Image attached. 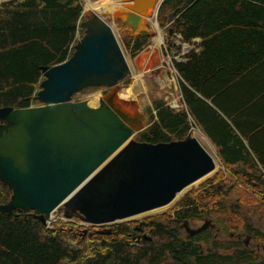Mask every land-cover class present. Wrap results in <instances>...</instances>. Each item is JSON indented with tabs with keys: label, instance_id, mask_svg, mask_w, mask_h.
Listing matches in <instances>:
<instances>
[{
	"label": "trees",
	"instance_id": "obj_1",
	"mask_svg": "<svg viewBox=\"0 0 264 264\" xmlns=\"http://www.w3.org/2000/svg\"><path fill=\"white\" fill-rule=\"evenodd\" d=\"M83 10L81 0L0 3V109L38 103L42 69L70 59L84 32ZM171 15L165 53H173L177 36L193 46L181 61H172L189 110L182 103L174 109L155 101L135 139L153 144L184 140L193 127L190 111L220 149L224 169L163 217L103 226L59 220L48 227L34 212L0 214V264H264L241 241L232 247L235 241H220L216 230L193 237L181 230L187 221L230 214L237 221L230 219L234 236L238 224L246 234L257 231L238 216L240 201H226L231 187H241L257 203L264 200V0H164L158 11L161 28L169 25ZM154 35L129 37L130 58L148 47ZM228 162L245 167L229 168ZM11 196L0 182V206ZM261 236L258 231L255 240Z\"/></svg>",
	"mask_w": 264,
	"mask_h": 264
},
{
	"label": "water",
	"instance_id": "obj_2",
	"mask_svg": "<svg viewBox=\"0 0 264 264\" xmlns=\"http://www.w3.org/2000/svg\"><path fill=\"white\" fill-rule=\"evenodd\" d=\"M163 2L131 0L123 24L148 36L143 17ZM81 28L70 59L42 69L35 98L41 105L0 109V182L12 191L0 214L34 212L46 223L58 210L84 225H110L170 205L216 168L191 133L169 143L134 139L145 128V116L125 110L117 100L120 84L132 72L113 28L93 10H84ZM90 88L111 93L98 106L73 101ZM210 223L183 227L193 237Z\"/></svg>",
	"mask_w": 264,
	"mask_h": 264
},
{
	"label": "rangeland",
	"instance_id": "obj_3",
	"mask_svg": "<svg viewBox=\"0 0 264 264\" xmlns=\"http://www.w3.org/2000/svg\"><path fill=\"white\" fill-rule=\"evenodd\" d=\"M7 0H0V3L5 2ZM85 12L89 9L86 8V0H81ZM92 3H99L104 0H90ZM130 0H112L115 3V9L122 10L121 12H112L111 7L109 10H101L98 11L99 15L106 20L108 23L111 24L113 31L117 37V40L123 49V52L126 56L127 62L131 68V75L127 77L121 84L119 89L117 90V100L122 107L130 112H139L146 115L145 121L148 118L147 116V109L148 107L153 106L155 101H164L168 105H170L174 109H179L180 104L182 103L184 107L188 109L184 94L180 99V87H179V76L173 67L172 61L180 60L181 56L183 55L181 52L183 48L181 46V42L179 36L174 37L173 42L174 44V51L170 55L166 50V40L168 38V26L172 23L168 22L165 28H161L158 22V13L156 10H149L144 15V19L141 22V26L143 30L148 32V35L155 34L154 38L151 41V44L146 47L136 58L131 59L129 56L128 51V39L129 37L138 36V32L133 34L132 29L129 25L123 24L127 11V4L129 5ZM103 3V2H102ZM105 3V2H104ZM151 11V12H150ZM162 38V40H161ZM190 46L185 45L184 48L188 49ZM181 48L182 50H179ZM180 52V53H178ZM144 53V54H143ZM147 53V54H146ZM146 55V56H145ZM148 61H146V60ZM139 60V61H138ZM180 63L179 61H177ZM144 64V65H143ZM141 66V67H140ZM144 66V68H143ZM131 90L132 97L126 98L124 95L126 94L127 90ZM108 93H111V90H106L102 88H90L87 89L73 97V101H82L87 100L92 106H98L99 100L106 96ZM124 94V95H123ZM122 101V102H121ZM38 102V101H37ZM41 103L38 102L34 104V107L40 106ZM190 113V121H193V124L197 128L198 122L196 120L195 115L192 112ZM193 128L192 130L198 136V141L200 144L211 154V156L216 161V171H219L221 168L218 156L212 145L210 144L209 140L206 138L205 135L202 134L200 129ZM212 173L208 177L202 179L196 184L189 186L186 188L182 193H180L176 200L171 203L170 205L153 210L151 212L138 215L128 220H142L146 217H163L170 213L173 206L184 198L188 193L195 191L199 188V186L206 181V179L212 177L214 174ZM242 192V193H241ZM241 202L242 206L241 212L238 214L241 220L247 219L246 221L253 226V228L257 231L252 232L251 234H246L244 232L243 224H238L237 232L239 235L234 236L232 231L229 230L231 227L230 219L235 222L236 220L233 218L232 215L227 214L226 216H222L219 218L213 219H205L202 221H191L189 223L190 228L198 229L206 224L207 221H210L209 229L216 230L217 234H220L219 240L225 241L230 243V241H235L234 243L230 244V247L237 244L236 240L244 242L247 247L251 250L256 251L260 256L264 258V240H255L256 234L258 235V231L264 236V200L258 201L255 199L254 196L244 193V190L241 187L234 189L231 187V191L229 193L228 200L226 204H234L237 202ZM61 221L64 224H72L76 219L68 220L65 219L63 214L59 211H55L50 220L45 223L46 226H50L51 223H55L57 221ZM126 220V221H128ZM241 221V222H242ZM124 222V221H122ZM237 222V221H236ZM82 224V223H81ZM212 225L214 227H212ZM241 229V230H240ZM181 230H183L184 234L186 235V229L181 225ZM214 233H216L214 231ZM243 234V235H242ZM242 235V236H241ZM261 236V237H262ZM217 237V235H216ZM234 239V240H232ZM259 242V243H258ZM229 250L228 252H231ZM227 252V254H228Z\"/></svg>",
	"mask_w": 264,
	"mask_h": 264
},
{
	"label": "bare ground",
	"instance_id": "obj_4",
	"mask_svg": "<svg viewBox=\"0 0 264 264\" xmlns=\"http://www.w3.org/2000/svg\"><path fill=\"white\" fill-rule=\"evenodd\" d=\"M103 2V3H102ZM105 2V3H104ZM131 0L129 1V5L127 4V6L125 8H127V11H130L131 9ZM86 8L89 9V10H93V11H101V10H109V8L111 7V11L114 12H121L122 10H117L115 9V3L112 2V0H104V1H101L99 3H92L90 0H86ZM151 12V11H150ZM144 18V17H143ZM162 40V38H161ZM144 54V53H143ZM147 54V53H146ZM146 56V55H145ZM146 60V59H145ZM139 61V60H138ZM148 61V60H146ZM144 65V64H143ZM141 67V66H140ZM144 68V66H143ZM124 95V94H123ZM126 98H130L132 97V92L131 90H127L126 94L124 95Z\"/></svg>",
	"mask_w": 264,
	"mask_h": 264
},
{
	"label": "crops",
	"instance_id": "obj_5",
	"mask_svg": "<svg viewBox=\"0 0 264 264\" xmlns=\"http://www.w3.org/2000/svg\"><path fill=\"white\" fill-rule=\"evenodd\" d=\"M182 97V94H181V92H180V98ZM202 134L203 135H205L203 132H202ZM206 136V135H205ZM206 138H207V136H206ZM208 139V138H207ZM138 141V140H137ZM138 142H140V141H138ZM210 142V141H209ZM164 143H166V142H164ZM167 143H169V142H167ZM150 144H153V143H150ZM210 144L212 145V148L214 149V151L216 152V154H217V156H218V160H219V163H220V166H221V168L219 169V170H221V169H224V166H223V157H221V151H220V149L217 147V146H215L213 143H211L210 142ZM220 148L221 149H223L221 146H220ZM210 154V153H209ZM211 155V154H210ZM214 159V158H213ZM215 160V159H214ZM215 163H216V161H215ZM228 167L229 168H235V169H238V168H243V167H245L242 163L241 164H232L231 162H228ZM216 171V168H215V170L212 172V173H214ZM218 172V171H217ZM217 172H215V174L217 173ZM211 173V174H212ZM211 174H209V175H211ZM208 175V176H209ZM208 176H206V177H208ZM207 180V179H206ZM201 181V180H200ZM199 182V181H198ZM198 182H196V183H198ZM196 183H194V184H196ZM192 186V185H191ZM183 192V191H182ZM181 192V193H182ZM179 195V194H178ZM177 195V196H178ZM176 200V199H175ZM209 230V229H208ZM241 230V229H240ZM207 231V230H206ZM235 231V230H234ZM204 232V231H203ZM202 233V232H201ZM237 233V232H236ZM243 234H244V232H243ZM237 235H239V234H237ZM260 239L261 240H264V236H262V237H260ZM244 243V242H243ZM244 245H245V243H244ZM246 246V245H245ZM247 247V246H246Z\"/></svg>",
	"mask_w": 264,
	"mask_h": 264
}]
</instances>
